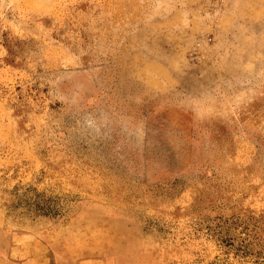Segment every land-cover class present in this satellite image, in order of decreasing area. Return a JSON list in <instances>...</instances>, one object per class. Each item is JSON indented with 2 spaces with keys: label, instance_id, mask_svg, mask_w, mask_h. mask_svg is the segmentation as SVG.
<instances>
[{
  "label": "rangeland",
  "instance_id": "rangeland-1",
  "mask_svg": "<svg viewBox=\"0 0 264 264\" xmlns=\"http://www.w3.org/2000/svg\"><path fill=\"white\" fill-rule=\"evenodd\" d=\"M0 264H264V0H0Z\"/></svg>",
  "mask_w": 264,
  "mask_h": 264
}]
</instances>
